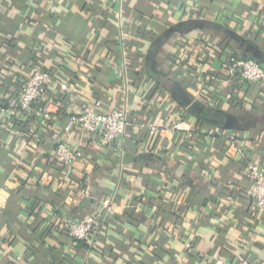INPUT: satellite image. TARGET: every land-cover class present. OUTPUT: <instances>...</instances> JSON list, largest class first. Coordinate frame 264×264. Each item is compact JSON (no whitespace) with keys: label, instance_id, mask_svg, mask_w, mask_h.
Listing matches in <instances>:
<instances>
[{"label":"crops","instance_id":"crops-1","mask_svg":"<svg viewBox=\"0 0 264 264\" xmlns=\"http://www.w3.org/2000/svg\"><path fill=\"white\" fill-rule=\"evenodd\" d=\"M0 36L9 43L0 44V86L10 79L12 92L30 76L27 48L53 74L46 130L14 127L0 105V147L16 154L0 165V215L22 180L41 199L43 220L33 223L25 201L12 229L0 219V264H48L52 248L68 255L65 264H264V215L253 214L250 197L235 200L226 187L218 205L203 206L228 183L248 187L237 171L242 161H264V88L223 98L229 86L218 76L202 98L199 89L225 67L227 51L264 66V0H0ZM93 100L104 111L127 110L123 138L106 145L79 128L65 131ZM179 122L189 132L172 130ZM141 125L164 132L153 139ZM61 142L85 156L69 173L54 160ZM108 199L112 213L103 219ZM71 214L95 220L102 234L95 250L45 237L34 242L42 248L36 257L23 260L34 225L59 229ZM152 242H164L168 254L158 249L153 259Z\"/></svg>","mask_w":264,"mask_h":264},{"label":"built area","instance_id":"built-area-1","mask_svg":"<svg viewBox=\"0 0 264 264\" xmlns=\"http://www.w3.org/2000/svg\"><path fill=\"white\" fill-rule=\"evenodd\" d=\"M119 12V11H118ZM202 73H198V78H201ZM218 76H222V82L229 87L223 98L231 96L229 89L235 86L236 89L243 88L249 85H257L264 88V68L255 60L243 59L241 57L228 55L225 60V67L213 75L207 74L205 80L200 83V97L205 96L206 86L210 88L214 86ZM53 76L49 72H45L38 67L30 70V76L22 82L21 90L12 103L11 110L7 113L10 116H25L26 114L34 116L40 127L44 126L49 119V111L41 103L45 101L47 90L52 84ZM234 89V94L237 90ZM209 102L210 99L206 98ZM102 104L93 100L88 102L79 114L69 117L65 125V131L69 132L72 129L79 128L84 133L96 134L100 141L106 145L113 144L123 138L127 132L128 112L127 110H102ZM148 130L150 137L153 139L159 137L164 130L158 129L153 125H141ZM172 130L178 132H189V127L183 122L176 123L171 127ZM233 140L229 138V147L227 153L231 150ZM54 160L57 164L64 166L66 173H69L77 164L84 162L85 156L81 149L68 147L65 143H58L53 150ZM191 160V157H188ZM245 179L249 185L248 195L252 199L253 214L260 218L264 215V161L250 162L244 170ZM81 193L86 195V190H81ZM112 199L103 202L102 218L112 213ZM59 230L67 233L69 237L75 240H82L92 244L93 239L99 234V226L95 220L88 219L86 221H71L64 220L59 224Z\"/></svg>","mask_w":264,"mask_h":264},{"label":"trees","instance_id":"trees-1","mask_svg":"<svg viewBox=\"0 0 264 264\" xmlns=\"http://www.w3.org/2000/svg\"><path fill=\"white\" fill-rule=\"evenodd\" d=\"M0 44L7 45L9 43L6 42L4 39H2V37L0 36ZM221 45H222V48H223V52H225V49H227L228 46H229V39H228L227 35H224V39L222 40ZM25 52L27 54L29 53V55H31V57L29 59V62H28V57L27 58L25 57V60H24L25 63L22 62V63L26 64L25 67L27 69L31 70L34 67H38L41 70H44V67H42V65L38 63L37 58L34 57L33 50H30L29 48H27ZM228 55H233V56H237L238 57L239 54L237 52L235 53V52H228L227 51V55L226 56H228ZM239 57H241L243 59L246 58V57H243V56H239ZM261 66L264 68L263 65H261ZM194 69H195V67H192L190 70L192 71ZM51 75H53V74H51ZM140 75H141V78H143L145 76V73L141 72ZM9 83H10V79H8L5 82L3 81V84L6 85V86H4V85L0 86V92H2L1 94H3V98L0 99V105L3 108H5L6 111L11 110L12 103L16 100V98H17V96H18V94H19V92L21 90V85H22V82L14 83V87H15L14 89L15 90L12 91L13 92L12 93L7 88V86H9L8 85ZM230 88L231 89H229V91H230V93L232 95L233 92H234V89H236V87L235 86H231ZM233 98H235V97H233ZM41 106H45L44 101L41 103ZM6 121H9L12 125H14V127L21 128V130H24L23 126H29V125L31 126V124H35V126L39 125L38 120L34 116H30L28 114H26L25 116H23L21 114H19V116H10L8 114V119ZM47 123H48V121H47ZM47 123L44 126H41V127H44L45 130H46L47 125L49 124V123L48 124ZM2 138L3 137L0 136V140ZM182 147H184V149H186L187 144L185 143ZM12 149L13 148L11 147V149H5L4 150L3 148L0 147V165H6V163H8V161H11L10 157L12 158L14 155H16L15 151H13ZM21 162H24L27 166L29 164L30 165L32 164L31 159L21 160ZM230 164H232V163H229V165H228L229 167L231 166ZM240 164L241 165H239V168L237 169V171L239 173H241L243 170H245V167L247 165L246 161H242V163H240ZM53 165L55 166V164H53ZM54 166L52 168L57 170ZM18 167H19V165L17 166V168ZM229 167H227V168H229ZM31 171L32 172H30V174H33V170H31ZM245 180L242 179L243 182ZM237 182L241 183L240 181H236L234 183V185H238L239 183H237ZM229 186H231L230 183H228L227 186L225 185V188H223L221 190H218L216 192V194L214 195V197L210 196V197H207V198H203V206H204V204H206V202H211L212 204L218 205L219 204L218 198L223 195L224 191L227 192V196H229L231 198H234L235 200H239V201L240 200L244 201L245 199H247V197H249V195H248L249 185H248V187H244V188L240 187L241 188L240 191H237L236 189H233L231 187L229 188ZM226 187H228V189H226ZM234 187L236 188L238 186H234ZM224 189H226V190H224ZM18 201L19 202L25 201L28 204L27 205V211H28V214H30L29 216L31 218H33V220H34L33 223H42L43 222V220L41 218H39L38 214L36 213L38 205L40 204L39 202H41V199L38 198L37 196H34L32 193H29V192L25 191L24 183L21 180L20 186L16 190V193H13V195L11 194V196H10L7 209L4 211V213L2 215H0V219L2 220L3 223H6L12 229L11 225L15 224V222H16L15 211L17 210ZM51 203L54 204L53 202H51ZM55 212H56V214L60 215V217L62 216V212H61V210H59V208L56 207L55 208ZM132 216L133 215H131L130 213L129 214L126 213L124 218H126V220L127 219L129 220V218H131ZM69 218H71L74 221H79L81 219L79 217H76V215H73V214H71V216H69ZM113 219H114V217H113ZM176 221H175V223H176ZM129 222H130V220H129ZM34 226L35 227H32L30 229V232H31L29 234L30 235V240H29L30 245L26 246V249H25V252H24V255H23V260H25V261H27L26 259H28L30 255L36 257L38 250L40 251V249H42L40 246H34V244H35L34 242L38 241V239H41V238H45L46 237V239L47 238L48 239L49 238L54 239V240H56L58 242L60 247L63 246L64 241H69L70 240L71 243L74 244V249H77V250H88V251L95 250L96 249L94 247L95 244L97 243V241L99 239L100 240L102 239V237H100L102 234H101V232H99V234H97L95 236V238L93 239L92 244H90V243L87 244V242H85V241L75 240V239L69 237L67 233H64L63 231L59 230L55 226L47 227L46 229L40 230V232L38 231L39 230L38 227L36 225H34ZM155 230H157V226L154 227V231ZM151 244L153 245V242ZM163 245H165L164 242H159V243L154 242L153 246H154L155 250L153 252V259H155L154 256L158 255V252H159L158 249L161 250L162 254H164V255L168 254V250H166L164 248L165 246L163 247ZM51 250H53L54 252H52V251L50 252V250H48L51 253V257H50V260L48 261V264H65V258L68 257V255H66V253L64 251H62V249L52 248ZM47 255L49 256L48 252H47ZM169 255H171V254H169ZM189 256L195 257L192 254H190ZM195 259H197V257ZM139 264H142V263H139Z\"/></svg>","mask_w":264,"mask_h":264},{"label":"rangeland","instance_id":"rangeland-1","mask_svg":"<svg viewBox=\"0 0 264 264\" xmlns=\"http://www.w3.org/2000/svg\"><path fill=\"white\" fill-rule=\"evenodd\" d=\"M165 69V68H164ZM167 82V81H166ZM168 83V82H167Z\"/></svg>","mask_w":264,"mask_h":264},{"label":"water","instance_id":"water-1","mask_svg":"<svg viewBox=\"0 0 264 264\" xmlns=\"http://www.w3.org/2000/svg\"><path fill=\"white\" fill-rule=\"evenodd\" d=\"M251 199V198H250ZM251 201H252V199H251Z\"/></svg>","mask_w":264,"mask_h":264}]
</instances>
